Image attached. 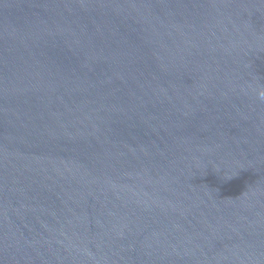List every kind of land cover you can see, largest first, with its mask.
I'll return each mask as SVG.
<instances>
[{
  "label": "water",
  "instance_id": "obj_1",
  "mask_svg": "<svg viewBox=\"0 0 264 264\" xmlns=\"http://www.w3.org/2000/svg\"><path fill=\"white\" fill-rule=\"evenodd\" d=\"M264 0H0V264H264Z\"/></svg>",
  "mask_w": 264,
  "mask_h": 264
},
{
  "label": "clouds",
  "instance_id": "obj_2",
  "mask_svg": "<svg viewBox=\"0 0 264 264\" xmlns=\"http://www.w3.org/2000/svg\"><path fill=\"white\" fill-rule=\"evenodd\" d=\"M256 94L259 100L264 101V88L257 89Z\"/></svg>",
  "mask_w": 264,
  "mask_h": 264
}]
</instances>
